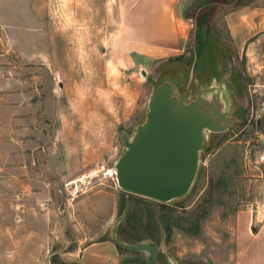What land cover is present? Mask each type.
<instances>
[{
  "label": "rangeland",
  "instance_id": "374dc122",
  "mask_svg": "<svg viewBox=\"0 0 264 264\" xmlns=\"http://www.w3.org/2000/svg\"><path fill=\"white\" fill-rule=\"evenodd\" d=\"M247 1L195 0L184 55L149 63L120 50L118 0H0V264H76L78 248L111 238L125 196L119 239L154 240L178 264H234L238 216L264 203V40L249 50L223 21ZM192 55L196 78L217 67L236 81V121L207 134L190 192L164 206L120 190L112 172L160 76L176 68L183 87Z\"/></svg>",
  "mask_w": 264,
  "mask_h": 264
},
{
  "label": "water",
  "instance_id": "95a60500",
  "mask_svg": "<svg viewBox=\"0 0 264 264\" xmlns=\"http://www.w3.org/2000/svg\"><path fill=\"white\" fill-rule=\"evenodd\" d=\"M195 65L192 55L183 87L181 78L171 74L176 68L163 73L152 89L143 121L131 138L122 137L123 151L114 165V175L118 188L127 194L161 204L184 199L195 181L207 134L225 133L236 121L230 116L228 92L233 80L222 71L220 77L217 67L210 70L209 79L196 78ZM205 78L207 85L202 83ZM128 207L129 196H125L122 213L112 227L111 242L142 253L148 264H159L160 253L171 264H178L153 241L126 243L117 237Z\"/></svg>",
  "mask_w": 264,
  "mask_h": 264
},
{
  "label": "crops",
  "instance_id": "0c3cea01",
  "mask_svg": "<svg viewBox=\"0 0 264 264\" xmlns=\"http://www.w3.org/2000/svg\"><path fill=\"white\" fill-rule=\"evenodd\" d=\"M194 1L118 0V21L122 30L126 31L119 39L120 50L125 51L131 61L134 57L149 63L182 57L188 34L187 16L183 12ZM252 2L253 6L242 5L223 15L226 31L233 41L254 42L249 50L254 48L255 41L264 40V4L256 5L254 0H248L246 4ZM223 73L231 79L229 72ZM236 84L234 80V87ZM254 219L253 211L238 216L234 264H264V220L257 215L258 224L252 231ZM120 251L111 238L95 241L78 248L71 261L76 264H130L122 260Z\"/></svg>",
  "mask_w": 264,
  "mask_h": 264
},
{
  "label": "built area",
  "instance_id": "2783aa9c",
  "mask_svg": "<svg viewBox=\"0 0 264 264\" xmlns=\"http://www.w3.org/2000/svg\"><path fill=\"white\" fill-rule=\"evenodd\" d=\"M260 138H262V150L259 151L258 153V159L256 161V163H259V164H264V134L263 135H260ZM255 214V219L253 220L252 222V225H251V230H255L257 224H258V220L256 219V216L257 215H262L264 217V203L261 204L260 206H257L255 208V210H252Z\"/></svg>",
  "mask_w": 264,
  "mask_h": 264
},
{
  "label": "trees",
  "instance_id": "16d2710c",
  "mask_svg": "<svg viewBox=\"0 0 264 264\" xmlns=\"http://www.w3.org/2000/svg\"><path fill=\"white\" fill-rule=\"evenodd\" d=\"M129 202H130V196H129ZM158 203V202H157ZM159 204H161V203H159ZM161 205H166V204H161ZM128 213V212H127ZM121 240V239H120ZM152 240V239H151ZM121 241H123L124 242V240H121ZM139 241H141V240H139ZM139 241H132V242H134V243H136V242H139ZM152 241H154V240H152ZM154 242H156V241H154ZM126 243H129V242H126ZM131 243V242H130ZM157 243V242H156ZM158 244V243H157ZM119 250H122L121 248H119Z\"/></svg>",
  "mask_w": 264,
  "mask_h": 264
},
{
  "label": "bare ground",
  "instance_id": "6f19581e",
  "mask_svg": "<svg viewBox=\"0 0 264 264\" xmlns=\"http://www.w3.org/2000/svg\"><path fill=\"white\" fill-rule=\"evenodd\" d=\"M112 173H114V171Z\"/></svg>",
  "mask_w": 264,
  "mask_h": 264
}]
</instances>
